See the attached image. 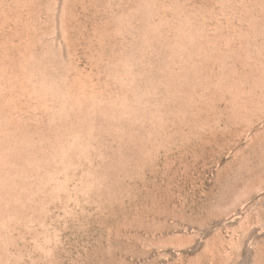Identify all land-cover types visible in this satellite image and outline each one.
<instances>
[{
  "label": "rangeland",
  "instance_id": "rangeland-1",
  "mask_svg": "<svg viewBox=\"0 0 264 264\" xmlns=\"http://www.w3.org/2000/svg\"><path fill=\"white\" fill-rule=\"evenodd\" d=\"M0 264H264V0H0Z\"/></svg>",
  "mask_w": 264,
  "mask_h": 264
}]
</instances>
